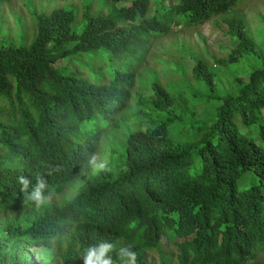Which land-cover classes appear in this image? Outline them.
<instances>
[{"label": "trees", "instance_id": "1", "mask_svg": "<svg viewBox=\"0 0 264 264\" xmlns=\"http://www.w3.org/2000/svg\"><path fill=\"white\" fill-rule=\"evenodd\" d=\"M254 1L84 0L80 17L71 6L28 9L31 29L0 41V216L17 214L0 218V264H79L101 241L114 246V264H128L121 248L137 264L258 262L264 22L258 43L235 14ZM220 18L228 55L213 64L191 56L179 86L150 76L151 95H135L145 128L123 133L153 44L174 27ZM113 138L123 141L93 173L101 139ZM83 173L71 198L52 200ZM33 249L43 250L39 259Z\"/></svg>", "mask_w": 264, "mask_h": 264}, {"label": "rangeland", "instance_id": "2", "mask_svg": "<svg viewBox=\"0 0 264 264\" xmlns=\"http://www.w3.org/2000/svg\"><path fill=\"white\" fill-rule=\"evenodd\" d=\"M83 2L84 0H0V41H8L14 36L17 38L19 31L31 29L34 20L29 14L28 9L41 13L50 12L62 6H71L79 11L80 17ZM235 14L243 18L252 34L258 40V43H260L261 39L258 34L259 28L262 27V22H264V0L254 1L248 7H245L241 13ZM217 23L221 24V18L210 21L199 29H180L179 27H174L169 35L153 44L139 72L140 77L135 81L130 110L127 113L129 117L123 123V133L126 131L136 133L138 130H144L145 128L144 119L135 113L138 108L135 95L142 94L146 97L151 95L150 76H156L161 85L174 82L179 86L181 78H187L194 66L191 56H201L208 64H213L214 58L221 59L228 55L230 49L229 39L224 37L220 29L216 27ZM179 69H182L183 73H179ZM243 80L246 81L247 78L244 77ZM197 113L196 117L200 119L203 113L200 111ZM122 141L121 139L113 138L112 143H110L105 139H101L100 144L103 154L99 157L96 164L106 166L109 154L105 155L104 150L107 149L109 152L112 149L111 144L113 148H118ZM99 171L100 169L98 168L93 169V173ZM84 180L85 175L83 173L74 182L67 185L61 195L56 196L52 200L55 203L68 200L74 195ZM15 215L17 214H6L0 216V218L7 217L11 219ZM163 246H166L165 241H163ZM32 251L36 254V259H39L43 253V250L39 249H33ZM158 259L159 255L157 252L149 254V260L158 263ZM256 264H264V255H258V262Z\"/></svg>", "mask_w": 264, "mask_h": 264}, {"label": "clouds", "instance_id": "3", "mask_svg": "<svg viewBox=\"0 0 264 264\" xmlns=\"http://www.w3.org/2000/svg\"><path fill=\"white\" fill-rule=\"evenodd\" d=\"M97 157L93 156V158L89 161V164L94 168H98L103 170L105 165L96 164ZM20 183L24 185V188H27V181L24 179L20 180ZM44 188L43 183H38V187L34 195L31 197L37 205L43 202L44 197L42 196L41 190ZM114 249V246L108 242L101 241L96 245H88L85 247L81 253V259L83 260V264H114L111 256L109 255ZM119 255L121 258L127 256L128 264H137V254L131 251L126 250L125 248H121L119 251Z\"/></svg>", "mask_w": 264, "mask_h": 264}]
</instances>
